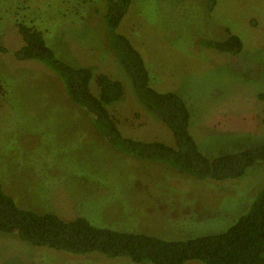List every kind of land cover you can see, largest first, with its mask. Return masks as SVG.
<instances>
[{
	"label": "rangeland",
	"instance_id": "374dc122",
	"mask_svg": "<svg viewBox=\"0 0 264 264\" xmlns=\"http://www.w3.org/2000/svg\"><path fill=\"white\" fill-rule=\"evenodd\" d=\"M106 1L0 0V181L20 207L66 221L166 240L227 231L262 191L264 163L238 179L200 181L119 153L54 71L17 59L23 41L16 23L24 22L41 30L66 63L124 81L127 97L114 113L125 136L175 146L173 132L139 98L108 46ZM121 31L142 53L152 86L186 101L204 154L264 144V0H216L213 8L211 0H134ZM230 31L245 40L240 54L202 45ZM0 264L150 263L36 247L0 232Z\"/></svg>",
	"mask_w": 264,
	"mask_h": 264
},
{
	"label": "trees",
	"instance_id": "16d2710c",
	"mask_svg": "<svg viewBox=\"0 0 264 264\" xmlns=\"http://www.w3.org/2000/svg\"><path fill=\"white\" fill-rule=\"evenodd\" d=\"M133 1H106L101 16L108 32L107 43L132 78L139 98L173 132L175 146L125 136L122 120L114 113L127 97L124 81L102 71L96 72L95 67H74L61 60L47 45L44 33L36 27L16 23L23 41L16 57L21 61L42 63L54 71L63 82L70 101L93 120L97 133L119 153L162 163L200 181L238 179L250 168L264 163V144L215 155L208 153L213 158L201 151L191 132L192 113L186 101L176 92H158L152 86L142 53L121 31ZM215 4L216 0H211V8ZM202 45L220 54L233 55L240 54L246 47L245 40L232 31L224 39L205 40ZM0 232L18 235L36 247L75 255L102 252L113 258H129L135 263L264 264V187L249 212L227 231L186 240H166L145 233L96 227L82 218L66 221L53 213L40 214L24 209L0 181Z\"/></svg>",
	"mask_w": 264,
	"mask_h": 264
}]
</instances>
